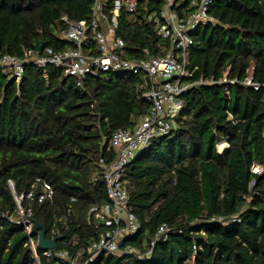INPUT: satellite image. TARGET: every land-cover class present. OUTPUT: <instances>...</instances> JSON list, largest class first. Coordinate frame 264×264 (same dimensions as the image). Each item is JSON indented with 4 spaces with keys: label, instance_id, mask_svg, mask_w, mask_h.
<instances>
[{
    "label": "trees",
    "instance_id": "1",
    "mask_svg": "<svg viewBox=\"0 0 264 264\" xmlns=\"http://www.w3.org/2000/svg\"><path fill=\"white\" fill-rule=\"evenodd\" d=\"M178 1L184 15L199 0ZM164 2L138 0L136 11L121 12L118 34L133 54L160 51L148 16ZM92 3L0 0V55L24 57L41 41L59 51L70 47L60 37L61 17L89 19ZM209 14L216 22L192 32L188 68L194 79L219 80L228 71L239 81L229 97L220 84L184 93L178 127L152 140L122 176L130 211L142 225L127 242L149 244L164 223L169 237L156 242L149 259L102 253L93 264H264V171L252 170L264 166V0H214ZM247 77L253 84L243 83ZM142 80V74L110 72L79 86L61 68L26 64L18 81L0 67V264H37L25 227L3 217L17 210L10 181L17 195L27 194L38 178L53 186V203L23 202L47 237L56 215L71 210L59 248L74 250L73 242L97 238L100 229L88 222V209L109 202L106 181L95 180L97 163L101 156L114 158L113 133L133 129L150 109L138 90ZM223 142L229 147L220 152ZM219 217L228 222L212 220Z\"/></svg>",
    "mask_w": 264,
    "mask_h": 264
},
{
    "label": "built area",
    "instance_id": "2",
    "mask_svg": "<svg viewBox=\"0 0 264 264\" xmlns=\"http://www.w3.org/2000/svg\"><path fill=\"white\" fill-rule=\"evenodd\" d=\"M214 0H199L196 8L184 15H180L178 0H165L159 11L149 14V21L155 25L156 40L160 51L151 53L148 48L141 49L139 56L132 52L126 40L118 34L120 14L123 11L134 12L138 7V0H92L89 19L74 20L67 15L61 17L65 28L60 33L62 40L71 46L64 50H55L51 46H44L43 50L30 49L24 57L16 55H0V67L12 72L18 81L22 78L26 64L39 67L49 65L63 69L64 75L73 76L79 86L88 76H98L101 73L130 72L142 74L143 80L138 84V90L145 99L151 102L147 113L142 115L133 129H121L113 133L111 147L116 151L112 160L104 156L98 160L99 171L95 177L106 181L109 202L93 204L88 209L87 220L99 228L97 238L89 244L59 248L58 238L63 229H68V215H56V221L51 228L50 236L46 239L55 240L57 246L42 250L38 235L34 228L33 209L23 207L25 198L43 203H53L55 190L51 184L38 178L32 189L21 195L14 190V182L9 186L17 202V210L13 215H3L17 224H22L28 235L30 245L37 264H42L44 258L51 260L50 264H93L102 253L118 257H134L139 260L149 259L157 241L169 237L171 227L162 224L151 242L135 246L127 242L128 238L136 235L142 225L139 219L130 211V194L122 181L126 167L145 149L152 140L167 135L179 125L180 113L184 108L182 95L201 85L220 84L224 86L225 94L229 97L230 87L237 83L238 78L230 77L226 71L219 80L194 79L193 70L188 68L189 47L193 44L192 32L200 25L215 23L209 14V7ZM243 83L251 85L252 77L244 79ZM256 88L259 85H254ZM230 117L233 116L230 114ZM220 148L223 152L229 147ZM255 173L264 171V166L255 164ZM72 201H77L72 198ZM212 220L223 222V218ZM238 221V216L232 218Z\"/></svg>",
    "mask_w": 264,
    "mask_h": 264
},
{
    "label": "water",
    "instance_id": "3",
    "mask_svg": "<svg viewBox=\"0 0 264 264\" xmlns=\"http://www.w3.org/2000/svg\"><path fill=\"white\" fill-rule=\"evenodd\" d=\"M45 46V43L43 41H41L40 43H37L35 45V49L37 51H41L43 50ZM34 228H35V231L38 235V241H39V245L41 247L42 250H47V249H52L54 247L57 246V242L55 240H49V239H46V227L43 223H41L40 221L34 219Z\"/></svg>",
    "mask_w": 264,
    "mask_h": 264
},
{
    "label": "bare ground",
    "instance_id": "4",
    "mask_svg": "<svg viewBox=\"0 0 264 264\" xmlns=\"http://www.w3.org/2000/svg\"><path fill=\"white\" fill-rule=\"evenodd\" d=\"M225 145H226L225 142L221 143L220 148L223 149L225 147Z\"/></svg>",
    "mask_w": 264,
    "mask_h": 264
}]
</instances>
